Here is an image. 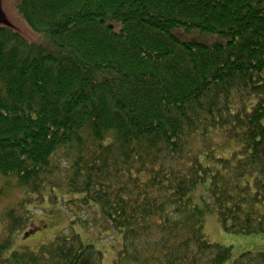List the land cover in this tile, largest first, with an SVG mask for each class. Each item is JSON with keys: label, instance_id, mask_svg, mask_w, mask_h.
Wrapping results in <instances>:
<instances>
[{"label": "trees", "instance_id": "16d2710c", "mask_svg": "<svg viewBox=\"0 0 264 264\" xmlns=\"http://www.w3.org/2000/svg\"><path fill=\"white\" fill-rule=\"evenodd\" d=\"M13 2L35 40L0 25L5 186L40 194L63 150L66 188L123 232L113 264H264L203 231L214 208L226 231L264 234V0ZM216 133L241 148L219 156ZM5 217L0 264H102L77 233L6 255L30 215Z\"/></svg>", "mask_w": 264, "mask_h": 264}, {"label": "rangeland", "instance_id": "374dc122", "mask_svg": "<svg viewBox=\"0 0 264 264\" xmlns=\"http://www.w3.org/2000/svg\"><path fill=\"white\" fill-rule=\"evenodd\" d=\"M0 25L12 27L30 40H35L33 29L18 14L13 0H0ZM175 32L182 39H195L207 44L226 40L219 34H208L184 27L177 28ZM213 141L217 154L222 157L230 156L236 147V149L241 148L240 145L235 144V146L227 141L220 133L214 135ZM65 160L64 151L59 150L53 159L59 169L50 179L57 186L48 183L49 187L45 186L40 194L19 188L14 179H11L9 187H6L7 179L0 178V189L3 190L0 194V240L8 235L5 217L8 209L16 208L18 214L30 215L27 226L18 229V232L11 236L12 244L6 255L22 247L36 250L61 233H77L84 243L93 244L103 252L102 264H113L117 251L122 247L123 232L108 225L98 204L93 202L85 204L82 201L83 194L70 192L66 188V176L63 171L66 167ZM207 185L208 182L197 187L194 192L196 197L207 191ZM31 228L32 233L24 237L25 232H29ZM203 231L208 241L231 248L232 261L244 252H264V234L226 231L214 208L207 211L205 215Z\"/></svg>", "mask_w": 264, "mask_h": 264}, {"label": "water", "instance_id": "95a60500", "mask_svg": "<svg viewBox=\"0 0 264 264\" xmlns=\"http://www.w3.org/2000/svg\"><path fill=\"white\" fill-rule=\"evenodd\" d=\"M27 235H29V234H27Z\"/></svg>", "mask_w": 264, "mask_h": 264}]
</instances>
